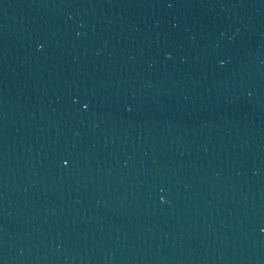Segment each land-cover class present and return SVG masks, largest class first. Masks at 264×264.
Wrapping results in <instances>:
<instances>
[{
    "label": "water",
    "instance_id": "95a60500",
    "mask_svg": "<svg viewBox=\"0 0 264 264\" xmlns=\"http://www.w3.org/2000/svg\"><path fill=\"white\" fill-rule=\"evenodd\" d=\"M0 264H264V0H0Z\"/></svg>",
    "mask_w": 264,
    "mask_h": 264
}]
</instances>
